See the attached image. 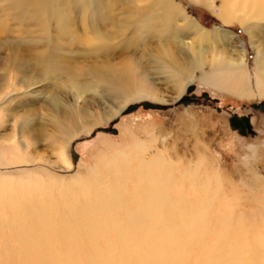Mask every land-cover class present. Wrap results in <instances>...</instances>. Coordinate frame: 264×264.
Here are the masks:
<instances>
[{
  "label": "rangeland",
  "instance_id": "1",
  "mask_svg": "<svg viewBox=\"0 0 264 264\" xmlns=\"http://www.w3.org/2000/svg\"><path fill=\"white\" fill-rule=\"evenodd\" d=\"M171 1L177 17L169 21V29L155 26L148 32L142 28L145 34L154 35L147 46L117 48L109 54L113 63L121 62L119 65L134 54L145 70L144 76L136 78L132 89L137 90H131L137 93H131L125 109L116 112L127 101L118 89L111 90L86 74L78 77L79 82L78 78L55 80L56 64L48 59L13 67L9 62L13 55H9L14 51L10 49L26 43L23 40L51 39L52 50L64 55L68 51L63 53L62 46L69 45L72 65L82 67L95 58L92 46L109 43L116 47L122 42L119 33L124 28L143 27L144 18L157 15L149 7L152 0H120L113 7L117 16L112 23L97 20L107 34H112L110 42L93 33V9L87 8L84 0H63L59 4L62 19L59 15L57 20L54 3L45 7L0 0V176H10L15 182L34 179L58 186L77 173L84 176L91 169L103 168L104 161L120 150L134 152L141 141L151 147L146 157L159 152L173 169L203 168L209 176L219 172L223 176L221 197L232 204L240 203L248 211L246 204L261 201L264 62L262 68L256 53L258 49L264 53V19L254 12L252 19L224 23L218 12L232 8L227 4L232 0ZM161 20L157 18V24ZM203 31L215 35L205 39ZM162 47L178 56L184 67L178 80L180 86L188 85L180 98L171 82L174 78L152 61ZM85 49H89L87 58L78 55ZM243 55L245 62L234 66ZM140 89L144 93H138ZM8 95L7 102L4 98ZM163 98L165 101L160 100ZM23 113L29 115L25 120L42 132L26 152L20 143L25 120L17 119ZM240 117L249 120L245 132L235 126ZM63 151L70 168L60 159ZM255 212L254 208L249 210L251 215Z\"/></svg>",
  "mask_w": 264,
  "mask_h": 264
},
{
  "label": "bare ground",
  "instance_id": "2",
  "mask_svg": "<svg viewBox=\"0 0 264 264\" xmlns=\"http://www.w3.org/2000/svg\"><path fill=\"white\" fill-rule=\"evenodd\" d=\"M62 1L15 0V3L36 6L40 3L45 7L54 3L57 20L62 19L63 12L59 10ZM84 2L93 9V33L109 41L112 34H107L99 22L112 23L117 16L113 7L120 0ZM244 2H227L232 8L218 12L223 22L252 19L254 12L264 19V0ZM149 7L157 15L144 18L143 27L124 28L119 33L122 42L116 47L109 43L92 46L95 58L82 67L72 65L69 45L62 46L63 53L68 51L64 55L58 49L52 50L51 39L42 38L12 45L10 50L14 54L9 55V58L13 55L9 62L19 68L48 59L56 64L55 80H73L86 74L103 81L111 90L118 89L122 99L127 100L133 96L131 93H137L131 90H137L132 88L136 78L144 76V67L134 54L127 55L121 65V62L113 63L109 54L117 48L122 51L147 46L154 35L146 33L148 36L144 38L142 28L148 32L155 26L166 30L169 21L177 17L171 0H152ZM41 10L47 12L42 6ZM159 17L162 20L157 24ZM248 31L253 32L251 28ZM214 35L202 32L205 39ZM88 52L85 49L78 55L87 58ZM256 54L262 67L264 53L258 49ZM153 59L159 69L174 78L171 82L180 98L188 83L180 86L178 78L184 67L179 57L162 47L161 54ZM244 62L245 55L235 60L234 66ZM13 81L10 86L14 85ZM144 91L140 89L138 93ZM10 97L4 99L8 102ZM128 102L124 101L116 112L125 109ZM28 116L23 113L17 119L25 120ZM21 130V148L26 152L31 141L42 132L26 120ZM150 148L145 142H137L134 152L120 150L104 161L103 168L91 169L84 176L77 173L69 182L64 179L58 186L34 179L15 182L10 176L1 175L0 264H264V188L261 201L246 204L247 211L240 203L235 205L221 197L223 176L219 172L209 176L203 168L173 169L159 152L146 157ZM60 159L71 167L66 151ZM253 208L256 212L251 215L249 210Z\"/></svg>",
  "mask_w": 264,
  "mask_h": 264
},
{
  "label": "water",
  "instance_id": "3",
  "mask_svg": "<svg viewBox=\"0 0 264 264\" xmlns=\"http://www.w3.org/2000/svg\"><path fill=\"white\" fill-rule=\"evenodd\" d=\"M238 121L241 122V125H242V126H241V127H238V126H237V123H238V122H236V125H235V126H237L241 132H245V131H246V128H247V126H248V122H249L248 118H246V117H240V118L238 119Z\"/></svg>",
  "mask_w": 264,
  "mask_h": 264
},
{
  "label": "flooded vegetation",
  "instance_id": "4",
  "mask_svg": "<svg viewBox=\"0 0 264 264\" xmlns=\"http://www.w3.org/2000/svg\"><path fill=\"white\" fill-rule=\"evenodd\" d=\"M238 123H237V126L238 127H241L242 125H241V122L240 121H237ZM247 129V128H246Z\"/></svg>",
  "mask_w": 264,
  "mask_h": 264
}]
</instances>
